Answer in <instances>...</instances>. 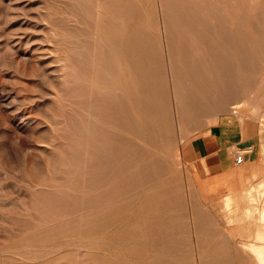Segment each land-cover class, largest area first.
<instances>
[{"label": "rangeland", "instance_id": "374dc122", "mask_svg": "<svg viewBox=\"0 0 264 264\" xmlns=\"http://www.w3.org/2000/svg\"><path fill=\"white\" fill-rule=\"evenodd\" d=\"M128 1L135 7L130 22L124 20V33L121 25L114 30L120 34L116 38L110 33L108 25L112 17L109 12L106 14L109 18L105 16L98 24L102 33L100 39L105 41L99 46L111 48L112 54L116 53L114 57L127 61L132 67L134 65L132 73V67L129 71L124 68V72L129 75L126 82L133 80L137 85L136 91L129 95V111L125 110L127 113L123 114L119 124L112 125L111 135L108 134L109 122L106 123L110 147L103 149L105 156L117 157L123 152L128 158L134 157L140 162V170L125 169L124 181L118 184L113 182L117 165L109 164L105 168L104 179L92 180L86 176L84 168L79 167L81 171H77L76 166L69 163L73 155L70 147L76 142L66 139L69 134L66 125L69 119L90 111L97 103L95 98L86 99L78 95L76 88L79 83L70 69L76 56L74 50L81 51L80 44L98 43L96 38L88 35L92 30L90 18H84L83 24L80 20L76 23L67 21V13L75 6L73 0H0V178L3 179H0V216L9 220L19 218L18 190L23 188L29 224L26 259H15L13 263L242 264L244 261L246 264L248 261L249 264V258L243 254L247 259L243 260L237 251L239 247L247 249L253 241L264 245L262 241L255 240L259 227L264 224L261 221L264 176L254 179L242 193H226L209 200L200 196L191 172L196 159L200 158L199 150L220 147L224 141L231 151L242 149L240 145L243 142L252 144L253 151L259 149L264 157V118L255 116L250 103L252 93L264 84V74L260 73V64L264 66L260 59L264 50V34L258 33L264 31L252 27V39L255 40H247L250 43L242 41L240 45L235 43L238 48H228L229 52L223 47L216 51L207 49L206 66L214 68L211 62L215 57V65L219 69L201 76L205 77L203 83L196 71L191 73L192 76L186 75L185 88L191 93L203 91L205 96L196 104L207 106L208 110L219 105L220 112L215 117L209 116V111L202 116L192 112V115L184 117L175 97L181 90L170 78L177 75L178 82L183 78L182 58L179 64L174 61V55L185 57V53L187 58L192 51L179 41L176 43L180 44L175 45L179 46V53L173 51L174 55H169L167 48L170 50V47L165 44L163 27L159 22L163 15L156 13L157 0H122V4L114 0L102 2L106 7L119 5L123 9ZM256 1L261 2L248 5L236 2L233 6L229 2L211 3L209 6L249 9L259 5L258 8L264 9V0ZM119 36L124 38L119 40ZM216 42V45L224 44V47L233 45L229 40ZM256 49H260L261 54ZM126 53L131 55L126 56ZM222 55H227L226 62ZM257 67L259 71H256ZM251 69L255 70L252 72ZM86 84L96 86V82L89 80ZM212 88H216L214 98L211 97L213 92L209 91ZM242 90L247 96H241ZM114 101H119V98L115 97ZM4 103L9 107L6 108ZM19 113L24 114L27 120L25 129L17 118ZM236 114H242L243 118ZM134 115L141 120L139 132L129 128L133 126L131 119ZM93 117L92 114L91 121ZM74 121L79 125L85 124L83 120ZM6 155L10 157L9 162ZM73 170L77 175L69 176ZM22 181L25 187L21 186ZM92 181L103 188L93 198L101 202L112 201L110 210L104 213L108 222L94 232L90 229L78 235L58 232V225L101 212L86 204ZM253 197L256 199L252 201ZM230 206L233 209L230 210ZM225 219L229 225L224 223ZM237 219L240 221L236 222ZM10 232L16 238V229ZM91 240L98 241L92 245L89 244ZM17 246V243L13 245V258L21 252ZM239 257L240 262L237 263Z\"/></svg>", "mask_w": 264, "mask_h": 264}, {"label": "bare ground", "instance_id": "6f19581e", "mask_svg": "<svg viewBox=\"0 0 264 264\" xmlns=\"http://www.w3.org/2000/svg\"><path fill=\"white\" fill-rule=\"evenodd\" d=\"M73 1L75 2V4L73 3L75 6H73V8L67 13V16H66L67 21H69L70 23H76V22H78V20H80V22L83 24L84 18L89 17L90 23L92 25V30L88 31V35L92 36L93 39L96 38V40H98V43L94 42L91 44L89 42H85V43L80 44L81 51H79L77 49H76L77 51L74 50L76 56L72 62L73 64L70 67V69L74 72L75 76L77 77V82L79 83L77 88H76V90L79 92L78 95L80 97L86 98V99L95 98L97 103H96V106H95V104L92 106L93 108L90 111L81 112L80 115H76L74 119H72V118L69 119L68 125H66L67 126L66 130L69 133L68 136L66 135L67 136L66 139L68 141H71V142H76V144H72V146L70 147V150H71V152H73V155H72V157L69 158V163L72 162L76 166L75 169L77 171L80 170L79 167L84 168L86 176L88 178H91L92 180L93 179L98 180L99 178L104 179L105 175L107 173L105 168H107V166L109 164L117 165V169L115 170L116 175H115L113 182L116 183V181H117V183L120 184V181L121 182L124 181V179L122 178L124 170L129 169L128 171H130L131 169H133L135 171H138V170H140V166L138 164L140 162L134 157L128 158L127 154H124L123 152L120 153L117 157H115V156L114 157H110V156L106 157L104 150H106V149L108 150L110 147L109 140L107 137H108V134L112 133V131H113L112 125H116V123L119 124L121 117H123V114L127 113L125 110L128 109L127 111H129V109H130L129 105H131V104H129L130 103L129 95H130V92H132L133 90H135L137 88V85L135 83H133L132 79H131L132 82H130V80H129V83L126 82V81H128L129 75L127 76V74H125L124 68L125 69L128 68V71H129V68L132 67V65L127 63V61H125V60L121 61L120 58L117 59L116 57H114L116 55V53H113L114 54L113 55L112 52H114V51L110 50L111 48L105 47L104 49H102L99 46L101 43L103 44L105 41H102L100 39L102 33L100 32L98 24L100 23V21L102 19H104L105 16H107L106 15L107 12H109V15L112 17L111 19H109V25H108L109 30H110L111 34H114L113 35L114 38H116V36L119 33L118 34L115 33L114 30H116V28L119 25H121V27L123 28L122 33H124V27H125V26H123L124 20L126 19L127 21H129L133 18V14H134L133 7H135V6L132 7L133 2H130V1H128V3L125 2V3H127L128 8H126L127 5H125V8H123V9L120 8L119 5L106 7L102 2L103 0H73ZM115 1H118L117 3L122 4V0H114V2ZM114 2H113V4H114ZM228 2L230 4H232V6H233L236 2H241L242 4L248 5V4H252V3L255 4V3H258L261 1L257 2L256 0H240V1L239 0L238 1L237 0H157V4H156L157 12L156 11L155 12L159 13L160 15H163L162 19H159V22L162 24V27H163V28H161V31H162V36H163V39L165 41V44H167L170 47V50H168V48H167L169 55L173 54V51L177 52V54L179 53V50H178L179 46L178 47L175 46L178 44L176 42H179V41L180 42L183 41L185 46H188L192 51L191 55L189 57H187L189 59L185 58L186 57L185 53H183V56H185V57L173 54L175 57L174 61H176L178 63H179V60L182 58V63H181V61H180V63H181V68L183 67V72H182L183 78L182 79L180 78L179 82L177 81V79L179 77L177 75H176V78L174 76H173L174 78H170V81L172 83L174 81V85L178 86V88H180V90H181L180 94L177 93L175 97L178 98V100H179V103L181 105V112H182V115H184V117L189 115V114L192 115V112H194L195 115H199V116L201 115L202 116V114H206L207 111H209L207 113L209 116L215 117L217 115L218 111L220 112L221 106H219V105H217V106L213 105L212 109L208 110L207 106H204V105L202 106V104H201L202 107H200L199 105L196 104L197 101L200 100V98H203L205 96V94H203L204 93L203 91L191 93V91L186 92V88H185L186 82L188 81L187 79H186V82L184 80L186 78V75H190L191 73L195 74L194 71H196V74L198 75L199 80H201L200 82L203 83L205 77H201V76H206L207 72L217 71L219 69V67L217 68V66L215 65L216 64V62H215L216 58L215 57H214L215 61L213 60L214 62L210 61L213 64L214 68H212V65H211V67L209 66L210 69L208 68V66H206V59L208 58L207 55L209 54L207 52V49H211L212 51L218 50L219 47L226 48L227 50H228V48H231V47L236 49V47H237L236 45L238 43L240 45V42L242 43V41H244V42L246 41L245 43H250V41H247V40H253V41L255 40V39H252V37H253L252 32L254 31L252 29V27L253 28L255 27L256 30L259 29V30L264 31V9L258 8L257 6H259V5H256L257 8L250 6L249 9H240V8L237 9L235 7L226 8L227 6L225 8H224V6H223V8L222 7L221 8L215 7L214 8V6H212V7L209 6L211 3H214V5L215 4L218 5V4H226ZM261 4H263V3H261ZM125 9L127 10L126 14H125ZM140 10H141V8H139V11ZM119 13H122V14H119ZM107 18H109V17L107 16ZM133 22H135V21H133ZM216 27H217V29H216ZM228 27L232 28L233 30L232 31L228 30L227 29ZM258 33L264 34V32H258ZM105 35H106V33H105ZM120 37H122V39L124 38V36H119V40H120ZM226 39L229 40V43H230V41H233L232 42L233 45L232 46L231 45L225 46V47H224V44H222V46L220 44L216 45L218 43L216 41H219L220 43L226 42V41L228 42V40H226ZM263 40H260V41H263ZM115 42H116V40H114L113 43H115ZM232 43H230V44H232ZM235 43H237V44L235 45ZM255 46H257V45H255ZM183 50H185V49L183 48ZM222 50H221V52H222ZM256 50H258V49H256ZM249 51L252 52L250 50V48H249ZM258 51H259L258 54H261L262 51H260V49ZM228 52H229V50H228ZM233 52L234 51H232L231 53H233ZM254 52H255V50H254ZM180 53H181V51H180ZM234 53H236V52H234ZM104 54H107L108 56H105ZM125 55L130 56L131 54L126 53ZM210 55H212V52H210ZM213 55H214V52H213ZM227 55H225V56H227ZM222 56L225 57L224 55H222ZM210 58H212V56ZM258 58H260V57H258ZM228 59L229 58H227V60ZM260 59L262 60L261 62L264 64V50H263V53H262V56ZM220 60H218V61H220ZM223 60L226 62V57ZM231 60H232V57H231ZM172 61H173V59H172ZM233 61H234V59H233ZM253 61H254V59H253ZM171 65H172V63H171ZM246 65H248V64H246ZM253 65H255V64H253ZM257 65H259V63H257ZM257 65H255V66H257ZM260 65H261L260 66V68H261L260 73L264 74V66L262 64H260ZM133 67H134V65H133ZM133 67L131 69V73H132ZM254 70L255 69H253V71ZM251 71H252V69H251ZM251 71H249V72H251ZM256 71H259V68ZM131 73H130V75H131ZM191 76H192V74H191ZM171 77H172V75H171ZM195 78H196V76H195ZM133 79H135V78H133ZM172 79H173V81H172ZM88 80L90 82H96V86L86 84V82ZM260 82L261 81H259V83ZM211 84H213V83H211ZM114 85L116 88H114ZM215 85L216 84H214L213 86H215ZM263 85H261L262 88L260 86L259 89H257V90L255 89L256 88L255 87L254 89L257 92L252 93L253 95L250 97V100H251L250 103L253 105L255 116L256 115L260 116V119H262L261 117L264 118V115H263V113H264V88L263 87L264 86ZM172 90H173V88H172ZM209 91L213 92L211 97L214 98L216 96L214 94V92L216 91V88H212ZM172 93H173V91H172ZM244 94H246V93H244L242 90L241 96H244ZM105 96L108 97V99H106ZM246 96H247V94H246ZM115 97L119 98V101H114ZM98 98H100V99L98 100ZM239 98H241V97H239ZM243 99L246 100V98H244V97H243ZM84 104L86 106V103H84ZM136 104H135V106H136ZM4 106L6 108L9 107V105L5 104V103H4ZM80 106L82 107V109H84L83 104H81ZM235 106H236V104H235ZM190 107L192 108V110H189ZM137 110H138V108H137ZM92 114L94 117H93V120L91 121ZM234 114H235V112H234ZM236 115L239 116L238 114H236ZM242 116L243 115L241 114V116H239L238 118H243ZM17 118H18L20 124L24 128V126L27 123L25 115L19 113L17 115ZM191 118H193V117H191ZM74 120H83V121H85V124L79 125ZM113 120H114V124H111ZM131 120L133 122V126L132 127L127 126V127L134 130L135 132L141 131L142 124H141V120H140L139 116L134 115ZM107 122H109V126L106 125ZM106 126L109 127V133L108 134L106 133ZM5 158H6V161L9 162L10 157H8V155H6ZM12 158H13V156H12ZM63 158H65V157H63ZM74 170L69 172L68 175L72 176V177H74V175L76 176L77 172ZM2 177H5V175ZM0 179L3 181L2 178H0ZM21 186L25 187L24 181L21 182ZM259 187H258V189H259ZM88 188L90 190V196H89L88 200L86 201V204H88L89 207L92 208L93 210H100L101 212L99 214H96L95 216H85L84 215L83 217L79 218V220L76 222H73V221L68 222L67 221L65 224H61L60 226L57 224L58 226H56V229L58 230V232L68 234V235L69 234L70 235L83 234L86 231H88L89 229L92 232H94V230L96 228L105 226V224L108 222L107 221L108 219L104 213L106 210L107 211L110 210L111 205H112L111 204L112 201L107 200L105 202L104 201L101 202V201H98L95 198H93L94 197L93 195L97 191L103 190V188L102 189L99 188L94 181L91 182V184ZM1 189H3V188L1 187ZM123 189H124V187H123ZM18 191H19V197L18 198L20 200V202H19L20 208H19V212H18L19 218H17L16 220L15 219L9 220V219H6V217L0 216V263L1 264H14L13 262L15 259L16 260L26 259V250L25 249H26L27 244H28V234H29V224H28V219H27L28 209H27V201H26L27 197H26L25 190L23 188H20ZM104 191H106V190H104ZM251 195H253V193ZM253 196H255V195H253ZM254 198L255 197H253L252 201L256 199V198L255 199ZM53 199L55 200L56 198H53ZM54 200H53V202H54ZM247 201H249V200H247ZM76 203H79V202H76ZM55 204H54V207H55ZM229 205H230V203L228 204V206ZM0 206H1V204H0ZM3 206H2V208H3ZM231 206H234V205L231 204ZM231 206H230V210L233 209V207L231 208ZM52 209L54 210V208H52ZM61 209L63 210V208H61ZM227 209H228V207H227ZM69 210H70V208L68 209V211ZM261 212H262L261 213V221L264 223V209H262ZM239 219H237L236 222ZM226 220L227 219H225L224 223L228 222ZM233 220H234V218H233ZM232 223H234V222H232ZM229 224H230V222H228V225ZM14 228L17 231L16 238L14 236H12V234L10 232ZM92 232H91V234H92ZM255 240L256 241H262L264 243V224H262L259 227V229L257 231V237L255 238ZM97 241L98 240H91V242L89 244L93 245L94 242H97ZM254 242L255 241H253V243L250 244L247 249H245V246H244V248L242 247L243 249H241L239 246H236V247H239L238 248L239 251H237V253L238 252L239 253L238 254L236 253V254L238 256H240L241 254L243 256V254H245L247 256V258H249V262H250L249 264H251V263L252 264H264V245H258L259 243L255 244ZM15 243H17V245H18L17 249L19 247L21 252L16 258H13L11 256V254H12L13 245ZM235 252H236V250H235ZM238 256H236V257H238ZM245 257L243 260L246 259ZM240 258L241 257L237 258L236 262L237 261L240 262ZM234 259H235V257H234ZM241 262H242V264L244 263V261H241ZM246 264H248V261Z\"/></svg>", "mask_w": 264, "mask_h": 264}, {"label": "crops", "instance_id": "0c3cea01", "mask_svg": "<svg viewBox=\"0 0 264 264\" xmlns=\"http://www.w3.org/2000/svg\"><path fill=\"white\" fill-rule=\"evenodd\" d=\"M240 146H252V152L238 166L226 141L220 147L199 150L200 158L196 159L191 173L202 198L210 200L226 193H242L254 179L264 176V157L260 150L253 151V145L245 142Z\"/></svg>", "mask_w": 264, "mask_h": 264}, {"label": "built area", "instance_id": "2783aa9c", "mask_svg": "<svg viewBox=\"0 0 264 264\" xmlns=\"http://www.w3.org/2000/svg\"><path fill=\"white\" fill-rule=\"evenodd\" d=\"M252 152V146H247L242 149H236L233 151L234 153V164L236 166L241 165L243 162V158Z\"/></svg>", "mask_w": 264, "mask_h": 264}]
</instances>
